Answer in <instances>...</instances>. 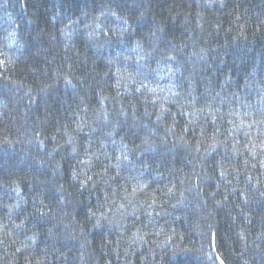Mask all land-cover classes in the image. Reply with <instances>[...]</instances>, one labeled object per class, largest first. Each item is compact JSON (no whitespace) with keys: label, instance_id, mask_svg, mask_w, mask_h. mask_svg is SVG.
<instances>
[{"label":"trees","instance_id":"1","mask_svg":"<svg viewBox=\"0 0 264 264\" xmlns=\"http://www.w3.org/2000/svg\"><path fill=\"white\" fill-rule=\"evenodd\" d=\"M0 264H264V0H0Z\"/></svg>","mask_w":264,"mask_h":264}]
</instances>
